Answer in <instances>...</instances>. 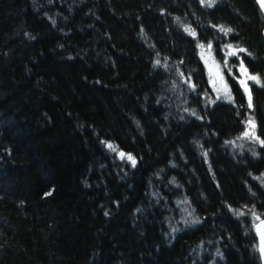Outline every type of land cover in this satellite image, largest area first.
<instances>
[{
    "label": "trees",
    "instance_id": "obj_1",
    "mask_svg": "<svg viewBox=\"0 0 264 264\" xmlns=\"http://www.w3.org/2000/svg\"><path fill=\"white\" fill-rule=\"evenodd\" d=\"M263 31L256 0H0V264H261L264 88L249 110L225 45L264 80Z\"/></svg>",
    "mask_w": 264,
    "mask_h": 264
},
{
    "label": "snow or ice",
    "instance_id": "obj_2",
    "mask_svg": "<svg viewBox=\"0 0 264 264\" xmlns=\"http://www.w3.org/2000/svg\"><path fill=\"white\" fill-rule=\"evenodd\" d=\"M200 3L202 6L211 8L213 7L216 3L217 0H200ZM257 3L259 4L260 8L262 10H264V0H257ZM179 21V17L176 18ZM53 24H55V21H52ZM213 27H217L218 31L224 33L225 35H228L229 33H232L234 30L231 27H225L224 25H219L216 26L214 25ZM184 31L186 33H188L190 36H192L194 39L197 37V33L196 31L191 28L188 25L184 26ZM141 32L143 33V29H141ZM154 47V46H153ZM198 47L201 49L202 51V59L203 57V52L205 50V45L202 43L198 42ZM225 48L228 50L226 52L227 56H235L237 57V59H239L240 63H239V71L241 73V76H243V79H239V83L241 84L246 97H247V107L249 110H253L254 109V103H253V93H252V87L249 85V81L252 82V84L259 86L261 88H264V80L261 79L259 74H251L248 71V68L245 66V62H244V58L241 57L239 54L240 53H245L247 56H252V53L249 52L248 49L244 48V47H240L239 45H232V44H226ZM211 49H212V43L209 42L207 45V50L209 52V54L211 53ZM179 63H183V61H180ZM205 63L207 64V60H205ZM157 66H163L165 68L168 67L167 65V58H165V62L163 65H161V60L159 59V53H157V59L154 61L153 67H157ZM224 67H228V61L225 60L224 61ZM229 73H231V68H228ZM179 76L181 77V79L183 80V82L185 84H187L188 88L191 89L192 91H195L196 89V85L194 83H192L191 80V74H189L187 77H185L184 72L179 71L178 72ZM220 82L222 87L220 88H216V83L215 81L213 82V87L216 89L217 91V99H225L227 100V102L229 103H233L234 99L233 96L231 94V90L229 89L228 85L226 82L223 81V76L221 75L220 77ZM174 87L176 86L175 83L173 85ZM211 103H215L214 100L210 101ZM192 115H197L196 112L193 110ZM198 119H200L201 117L197 116ZM246 124V129L243 132L242 136L240 138L242 139H248L250 141H252L253 143L258 144L260 147L264 148V138H261V136L256 134V122L254 119V114H252L250 112V114L248 115L247 120L245 121ZM106 143V146L113 152L117 151V146L111 144V143H107V142H103ZM225 143H234L233 141H225ZM118 155L120 156L121 159H127L128 161L131 162L132 167H136L137 164V160L136 158L128 153H124L123 151H120L118 153ZM203 155L205 157H207V152H204ZM253 155H257V153L255 151H253ZM262 177H264V174H262ZM262 177H255V179L258 180H262V183H264V179H262ZM172 183H175V178L173 177ZM179 186V185H178ZM45 195H51V193H45ZM178 203H190L187 198H185L183 201H180ZM229 210L233 211L235 215L237 216H242L247 214L245 211H240V210H236V209H232L231 206H228ZM245 208H247V206H245ZM248 212L251 213V215L253 216L254 220L257 221L258 223L256 224V229L258 232V235L260 237V244L258 246V251L260 252L261 258L264 259V219L261 218L260 214H257L255 211V206H252V208H247ZM139 211V210H138ZM187 211V210H185ZM195 211V209H193L191 212H188V215L191 216L192 213ZM105 215H108V213L106 212ZM188 222V221H186ZM191 223H199L198 219H193L191 221ZM173 231H176V229H173ZM217 255H222L219 250H217Z\"/></svg>",
    "mask_w": 264,
    "mask_h": 264
},
{
    "label": "rangeland",
    "instance_id": "obj_3",
    "mask_svg": "<svg viewBox=\"0 0 264 264\" xmlns=\"http://www.w3.org/2000/svg\"><path fill=\"white\" fill-rule=\"evenodd\" d=\"M239 55L241 56V54H239ZM200 56L202 57V51L200 52ZM203 57L204 58L203 59L201 58V60H202L204 66L206 68L210 87L213 90V92L217 95L218 93H217L216 89L213 87V82L215 81L216 88L222 87L221 82H220V77L222 75L223 81L227 83L225 76H224V73H223V70H222L221 66L215 61L212 50H211V53L209 54L207 47H205V50L203 52ZM226 58H227V60H231V58L234 60L237 59V57H235V56H227V55H226ZM205 60H207V64L205 63ZM234 67L236 68V74L238 75L237 80L239 81V79H243L244 77L241 76V73L239 71V66H237V67L234 66ZM232 69H233V67H232ZM249 82L252 83L251 81H249ZM221 99L223 101L227 102V100H225L223 98H221Z\"/></svg>",
    "mask_w": 264,
    "mask_h": 264
},
{
    "label": "water",
    "instance_id": "obj_4",
    "mask_svg": "<svg viewBox=\"0 0 264 264\" xmlns=\"http://www.w3.org/2000/svg\"><path fill=\"white\" fill-rule=\"evenodd\" d=\"M256 3H257V0H256ZM257 6L258 8L260 9L261 13H262V16L264 18V10H262L259 6V4L257 3ZM263 36H264V31H263ZM255 233H256V237H257V242H258V246L260 244V237L258 235V232H257V229H256V226H255ZM259 256H260V259H261V264H264V259L261 258V255H260V252H259Z\"/></svg>",
    "mask_w": 264,
    "mask_h": 264
},
{
    "label": "bare ground",
    "instance_id": "obj_5",
    "mask_svg": "<svg viewBox=\"0 0 264 264\" xmlns=\"http://www.w3.org/2000/svg\"><path fill=\"white\" fill-rule=\"evenodd\" d=\"M230 89V88H229ZM232 94V93H231ZM245 96H246V94H245ZM247 98V97H246ZM247 104V103H246Z\"/></svg>",
    "mask_w": 264,
    "mask_h": 264
}]
</instances>
